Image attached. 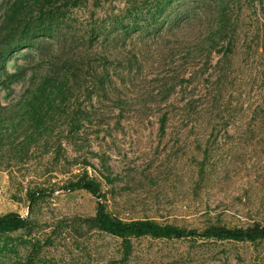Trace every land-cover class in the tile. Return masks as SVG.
<instances>
[{"label":"rangeland","instance_id":"374dc122","mask_svg":"<svg viewBox=\"0 0 264 264\" xmlns=\"http://www.w3.org/2000/svg\"><path fill=\"white\" fill-rule=\"evenodd\" d=\"M42 3L67 10L66 0H0V46ZM125 3L69 8L79 33L66 37ZM159 10L151 34L126 40L145 64L112 71L117 84L106 93L74 71L49 93L39 86L49 56L28 47L7 56L0 79L1 71L21 78L0 87V215L30 223L0 233V264H264V240L141 237L124 256L120 239L89 221L101 202L122 220L188 229L264 223V0H162ZM219 20L232 28V54L214 50ZM84 176L101 183V197L67 188ZM35 191L44 195L30 204Z\"/></svg>","mask_w":264,"mask_h":264},{"label":"trees","instance_id":"16d2710c","mask_svg":"<svg viewBox=\"0 0 264 264\" xmlns=\"http://www.w3.org/2000/svg\"><path fill=\"white\" fill-rule=\"evenodd\" d=\"M90 0H66L63 11L50 4L42 3L40 13L34 16L31 21L16 25L15 31L7 32L4 35L3 44L0 46V69L6 62L7 56L21 48H35L42 52V59L49 56L45 61V77L40 79L39 86L42 89H64L68 86L67 78L70 71H74L76 76L83 75V82H88L91 75L94 76L92 86L94 91L106 93L116 86V79L112 71L128 72L138 71L145 64L134 51L125 50L127 42L134 32L146 29V35L154 30L157 22L159 8L162 7V0H126L125 7L120 13H116L103 19L104 22L98 23L95 20L90 27H85L84 33L74 39L66 37L64 31L79 30L73 27L69 21L67 12L69 8L85 6ZM104 0H93L97 6H101ZM94 15V14H93ZM92 15V17H93ZM177 23L180 21L176 20ZM175 25V23H174ZM215 31L214 37L219 42L214 43L216 51L220 50L224 55L232 54L235 50L234 39H229L231 29L226 21L213 24ZM171 28V27H170ZM122 29L123 38L112 40L114 30ZM62 35V37H61ZM50 40H56L55 43ZM113 43V46L111 44ZM106 45L99 50V45ZM113 50H111L110 48ZM48 48V49H47ZM115 51H122L123 54L114 56ZM53 52V53H52ZM50 54V55H49ZM261 61L264 68V43L261 45ZM93 71V74L84 73ZM4 73V79H0V87L10 85L21 78L19 73ZM116 74H118L116 72ZM121 74V73H120ZM118 74V76H120ZM32 77L37 79V71H33ZM124 81V77H122ZM125 83V82H124ZM88 87V86H87ZM50 89V90H51ZM43 90V92H44ZM167 114H164L160 131L165 132ZM70 190H86L95 197H101V183L88 176L81 177L78 181L70 183L67 187ZM44 195L43 191L29 193L30 204L35 203ZM91 224L98 230L105 232L120 239V245L124 256L132 252L133 240L141 237H151L156 239L202 237L207 239L231 240L237 242H255L264 240V223H254L247 227H227L212 224L202 230L177 227L169 224H161L150 219L122 220L111 215L104 203L98 202L96 214L89 218ZM30 220L16 212H7L0 215V233L14 232L26 228Z\"/></svg>","mask_w":264,"mask_h":264}]
</instances>
